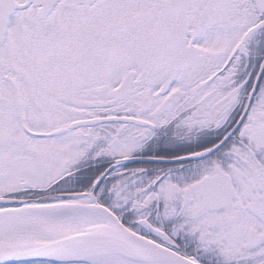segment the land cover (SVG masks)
Here are the masks:
<instances>
[{"label": "snow or ice", "instance_id": "6c2138e0", "mask_svg": "<svg viewBox=\"0 0 264 264\" xmlns=\"http://www.w3.org/2000/svg\"><path fill=\"white\" fill-rule=\"evenodd\" d=\"M0 264H264V0H0Z\"/></svg>", "mask_w": 264, "mask_h": 264}, {"label": "flooded vegetation", "instance_id": "af4514ba", "mask_svg": "<svg viewBox=\"0 0 264 264\" xmlns=\"http://www.w3.org/2000/svg\"><path fill=\"white\" fill-rule=\"evenodd\" d=\"M183 147H189V146H186V145H177V146L160 145L157 150L171 151V150H175V149H179V148H183ZM144 162H146V161H144Z\"/></svg>", "mask_w": 264, "mask_h": 264}]
</instances>
